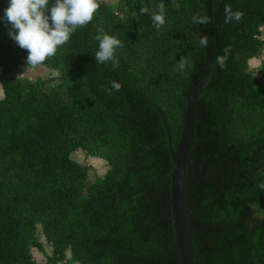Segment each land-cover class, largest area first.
I'll return each mask as SVG.
<instances>
[{"label": "trees", "instance_id": "16d2710c", "mask_svg": "<svg viewBox=\"0 0 264 264\" xmlns=\"http://www.w3.org/2000/svg\"><path fill=\"white\" fill-rule=\"evenodd\" d=\"M97 2L92 21L39 64L60 73L52 83L8 76L29 53L10 39L0 0V264H39V226L47 264H181L172 148L206 68L205 24L192 17L206 16L208 0H163L159 30L150 17L161 0ZM226 4L243 19L226 24ZM100 28L122 43L116 68L95 60ZM211 41L214 57L231 52L195 102L185 173L194 264H264V61L251 64L264 51V0H215ZM182 56L191 67L178 72ZM112 80L122 89L108 95ZM78 150L106 160V173L91 182Z\"/></svg>", "mask_w": 264, "mask_h": 264}, {"label": "clouds", "instance_id": "9594fccd", "mask_svg": "<svg viewBox=\"0 0 264 264\" xmlns=\"http://www.w3.org/2000/svg\"><path fill=\"white\" fill-rule=\"evenodd\" d=\"M177 9L180 7L177 0H171ZM100 7L97 0H9L8 7L4 9L3 20L10 25L8 35L10 39L22 50H27L28 67H35L43 63L47 58L54 56L58 46H62L69 41L70 35L78 27L88 25ZM158 11L151 12L153 25L159 30L165 24V4L163 0L157 5ZM224 22L241 21L244 13L233 11L230 5L224 7ZM142 13H149V9L144 7ZM210 17L196 14L192 17V22L197 24H207ZM51 21V23L49 22ZM99 34L95 39L99 42V49L95 52L97 64H109L116 68L119 60L116 50L122 46L119 39L104 33L102 28L97 30ZM209 38L203 36L199 43L201 47L208 45ZM231 52L230 46L222 49L221 55L214 57V63L224 69ZM191 67V61L182 56L176 65V71L185 72ZM122 84L112 80L109 86L105 87L108 95L113 91L119 92ZM264 190V182L258 184Z\"/></svg>", "mask_w": 264, "mask_h": 264}, {"label": "water", "instance_id": "95a60500", "mask_svg": "<svg viewBox=\"0 0 264 264\" xmlns=\"http://www.w3.org/2000/svg\"><path fill=\"white\" fill-rule=\"evenodd\" d=\"M208 0L206 17L211 20L205 24V36L209 38L206 49V68L202 77L191 87L187 97V108L184 126L179 145L176 150L172 148L173 171H172V212L176 234V242L180 253L181 264H194L195 251L190 234L187 208L185 202V173L187 159L194 144V133L197 121L195 102L199 94L209 84L214 72V50L211 41V27L213 19V3Z\"/></svg>", "mask_w": 264, "mask_h": 264}, {"label": "rangeland", "instance_id": "374dc122", "mask_svg": "<svg viewBox=\"0 0 264 264\" xmlns=\"http://www.w3.org/2000/svg\"><path fill=\"white\" fill-rule=\"evenodd\" d=\"M107 4L116 5L119 0H102ZM260 67V66H259ZM9 77L13 78H21V79H36L38 77L42 78H52V83L60 82V73L57 70H51L45 65H39L35 67H28V64H23L20 68L12 71L8 75ZM3 96V88L2 84L0 83V97ZM72 157L76 159L78 162L89 166V178L90 181L93 182L99 176H103L106 171L108 170V163L106 160L89 156L85 151L78 150L72 154ZM38 235L39 239L43 241L46 253H52V247L47 243L44 234L41 231V227H38ZM34 257L37 259L39 264H47V257L46 253H42L37 249H32ZM71 254L67 252V260L70 261ZM59 264H65V261L60 262Z\"/></svg>", "mask_w": 264, "mask_h": 264}, {"label": "crops", "instance_id": "0c3cea01", "mask_svg": "<svg viewBox=\"0 0 264 264\" xmlns=\"http://www.w3.org/2000/svg\"><path fill=\"white\" fill-rule=\"evenodd\" d=\"M262 61H264V51L259 57L251 59V64L258 67L261 66Z\"/></svg>", "mask_w": 264, "mask_h": 264}]
</instances>
